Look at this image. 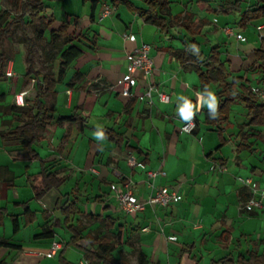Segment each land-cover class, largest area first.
<instances>
[{
    "label": "crops",
    "instance_id": "crops-1",
    "mask_svg": "<svg viewBox=\"0 0 264 264\" xmlns=\"http://www.w3.org/2000/svg\"><path fill=\"white\" fill-rule=\"evenodd\" d=\"M129 1L138 8L147 9L142 0ZM182 1H179L177 11L172 6V12L181 18L194 15L193 21L201 26L195 40L206 37L204 43H199L200 51L208 56L210 46L212 49L218 47L221 59L230 66L233 77H243L252 88L261 87L264 65L261 68H258L260 62L254 67L251 65L254 51L262 45L264 28L260 30L259 27H264V22L257 25L260 40L249 43L246 32H249L251 23L244 27L242 20L250 8L260 2L264 5V0H241L240 12L230 10L229 5L238 0H197L192 9ZM112 2L111 15L103 17L104 4L99 12L101 3L97 2L90 15L78 17L71 27L86 36L83 40L87 46L85 53L66 69L55 93L44 98L55 119L41 132L43 140L37 147L39 159H31L18 141L3 140V132L21 123L15 120L14 115L0 113V228L4 227L0 241L8 240L26 248L0 247V263L39 264L43 258H62L70 264H100L87 253V250L97 249V244H89L94 237H105L114 242L116 259H128L127 256L135 251L138 258L139 253L144 252L149 264H211L213 260L229 255L236 260L241 256L243 260L239 264H248L249 255L255 259L253 264H257V260L264 261V213H248L243 209L251 194L239 180V177H252L264 190L263 134H258L259 144H254V136L247 133L252 127L247 126L249 128L246 127L239 137L242 125L248 123L249 118L246 114L245 119L233 118L232 121L231 113L226 131L228 142L217 151L221 145L217 128L205 123V112L212 110L206 101L215 96V88L209 93L203 92L194 64L182 66L174 56L176 50L185 48L184 40L190 42L194 38L178 24L163 31L147 23L128 6L117 4L115 0ZM236 22L239 26L235 25ZM225 28H234L246 41L225 35ZM128 35H134L135 40H127ZM5 43L6 40L3 50L8 62L0 80V95L6 96L3 105L33 106L37 90L35 81L28 83L26 79L27 53L10 56ZM142 43L152 46V77L145 79L138 73L132 96L123 95L120 89H110L126 72L129 54ZM60 63L56 62L53 69L56 79ZM7 72L13 76H7ZM150 83L169 95L170 103L161 102L158 93L154 92L153 104L149 105L145 92ZM23 93L24 104L19 105L16 96ZM216 99L218 106L219 100ZM185 101L192 105L194 115L191 119L196 122L192 133L182 131V126L191 120H183L178 111ZM74 114L87 120L82 131L76 122L57 123L60 118ZM252 129L261 132L264 127ZM110 130L123 135L124 139L115 141L102 135L103 131ZM244 136H250L248 141L243 139ZM247 143L252 144V150L242 149L241 146ZM231 144L229 158L223 152ZM131 152L141 167L129 165L127 159ZM219 162L226 164L227 172L211 169ZM43 165L49 166L57 178H64L66 182L59 190L51 191L39 201L35 199V187L41 184ZM3 170H6L4 179L1 178ZM152 171L158 172L155 179L148 177ZM126 182H131L133 193L143 199L155 195L161 187L173 186L179 190L180 200L167 208L156 207L126 216L121 212L111 188L113 184L124 187ZM88 201L89 207L82 204H88ZM32 202L37 205L35 209ZM22 203H28L35 213L32 223H27ZM67 203H75L80 210L70 217L69 224L85 228L77 245H67L72 234L61 213V207ZM96 216L111 219L114 227L110 230L107 227L109 221L106 225L96 220ZM15 217L20 224L16 233L13 227ZM80 217L99 224L103 232H90ZM10 221L14 236L23 238L19 243H13V239L7 237ZM36 224L41 228L37 233L34 231L27 235L23 232ZM44 227H52L55 236L38 239L36 236L43 232ZM145 228L149 231H143ZM63 233L66 244L61 239ZM119 233L124 239L134 235L138 240L137 246L129 240L119 245L113 236ZM57 241L65 244L63 249L54 258H47L45 254ZM69 254L77 259L71 260ZM90 258L94 262L87 261Z\"/></svg>",
    "mask_w": 264,
    "mask_h": 264
},
{
    "label": "trees",
    "instance_id": "trees-1",
    "mask_svg": "<svg viewBox=\"0 0 264 264\" xmlns=\"http://www.w3.org/2000/svg\"><path fill=\"white\" fill-rule=\"evenodd\" d=\"M142 1L147 5V9L134 6L129 0H115V3L128 6L130 10L144 18L147 23L155 25L163 31H168L170 28H173L174 24H178L188 35L194 38L190 42L184 40L185 48L176 50L174 56L182 66H186L188 63L194 64L203 92L209 93L212 88H215V96L219 100L218 106L215 112H213V109L205 112V123L217 128L221 138V145L217 151L228 142L226 139V131L230 124L232 108L236 104L243 103L246 106L248 110L247 117L249 118L247 126L250 128L264 127V101L253 92L252 87L245 82L243 77H233L230 66L221 59L219 48H213L209 56H201L200 45L195 40V37L200 33L201 26L193 21L194 15L188 14L186 18L174 15L172 12V0ZM9 3L15 8V12L12 10H3L0 12V80H2L8 62V56L3 50L4 41L8 37L13 36L17 29H21L25 37L24 39L28 44L26 79L28 83L35 81L37 97L33 106L21 107L17 105L4 106L3 104L6 100V96L0 95V113L3 115H14L15 120L21 123L20 126L8 132H3L1 137L4 141H18L22 145L23 151L28 154L31 159L36 160L40 157L37 147H40V143L43 140L41 132L44 131L47 126L51 125L55 119L52 111L45 105L44 98L49 94L55 93V87L60 79L64 77L66 69L85 53V42L83 39H86V36L81 32L77 33L75 27L72 30V25L70 23L57 26L54 15H48L41 10L45 5L44 0H9ZM96 3L97 0H93L92 10L95 9ZM198 3H201V1ZM204 5L205 4H202V6ZM229 5L231 6L230 10L240 12L243 4L241 0H238L229 3ZM30 6L32 8H30ZM31 9L34 11H31ZM247 13L250 14V16H248ZM247 13L242 20L244 27L252 21L264 17V5H261L260 2L250 8ZM29 24L35 26L37 40L44 39L46 32L50 31V42L49 48L46 50V59L51 69L45 74H42L35 67V61L33 59V39L28 37L27 31ZM92 42L94 41L92 40ZM261 42V48L254 51V62L251 67H254L259 62L261 65L258 68L264 65V37L261 38ZM58 56H60L62 61L59 67V75L56 79L52 68ZM64 121L78 123L81 131L84 129L87 122L85 118H81L78 114L60 118L57 123L60 124ZM102 135L115 141H122L124 139L123 135H119L111 130L103 131ZM248 137L243 139L248 141ZM241 147H243L242 149L246 148L252 150L253 146L247 143ZM4 171L6 170L1 172L2 179H4ZM11 174L13 175V173ZM41 177V184L35 187V199L39 201L51 191L59 190L66 182L64 178H57V174L51 172L50 167L47 165H43ZM7 181L10 182L11 180L7 179ZM20 205L25 208L27 223H32L35 219V213L31 211L28 203H22ZM61 210L62 216L64 217L63 222L65 225H68L67 228L72 234V238L67 245H77L83 238L82 235L85 228L82 225H70L69 222L70 217L79 213L80 210L75 203H67L61 207ZM95 219L103 221L106 225L107 221H109L107 227L110 230L114 227V221L111 219H103L100 216H96ZM13 227L15 233L20 230V224L16 217L13 218ZM54 236L55 230L52 227H44L43 232L36 237L38 239H50ZM89 244H97V249L95 251L87 250V253L90 257H94L100 264H132L126 258L116 259L113 255L116 245L105 237L91 238ZM0 247L21 250L26 249L22 246L11 244L8 240L0 241ZM242 260L243 258L241 256L236 260L229 255L220 260H213L211 264H239ZM60 262L61 264H70V262L62 258ZM0 264H4V262ZM137 264H149V260L144 252L139 253ZM257 264H264V261L257 260Z\"/></svg>",
    "mask_w": 264,
    "mask_h": 264
},
{
    "label": "rangeland",
    "instance_id": "rangeland-1",
    "mask_svg": "<svg viewBox=\"0 0 264 264\" xmlns=\"http://www.w3.org/2000/svg\"><path fill=\"white\" fill-rule=\"evenodd\" d=\"M23 1H29V0H23ZM179 1H182V0H172V2H173L172 6H173L175 11L178 10L177 6L180 5ZM97 2L101 3V5L99 7V10H98L99 12L102 9V4H104V10L102 12L103 14L107 10V8H111V5L114 4L112 2V0H97ZM183 2L185 3L186 6H191L190 9H192V7L195 5V3H197V0H184V1H182V3ZM44 4L46 6L42 7V9H41L42 12H45L48 15H50V14L54 15V17L56 19V22H57L56 23L57 26H60V25H62L64 23H71L72 26H74L75 20L78 17H82V16H85L87 14L90 15V13L92 11L93 0H86V1H84V0H44ZM0 7H1L0 8V12L3 11V10H12L13 12H15V8L9 3V0H0ZM30 8H32V7L30 6ZM218 9H220L219 6H218ZM31 11H34V10L31 9ZM211 22L214 24L213 20ZM261 22H264V19L261 20V21L256 20V21H252L251 22L250 27H249L250 30H249V32H246V38L249 40V43H253L255 41L260 40L259 39V37H260L259 35L260 34L256 30H257V25L259 23H261ZM235 25L239 26V22H236ZM35 29L36 28H35L34 25H32V24L28 25V27H27L28 37L33 39V59L35 61L36 68L41 73L45 74L46 72H48L51 69V67H49L48 61L46 59V50L49 48V42H50V31L46 32V36H45L44 39L37 40L36 39V34H35ZM216 32L218 33L219 30H217ZM262 34L264 35V32H262ZM24 38L25 37H24V34H23L22 30L21 29H17L13 36L8 37L6 39L5 48L8 51V53L10 54V56L16 57L17 54L21 55L23 53H25V55H26L28 44H27V42H26V40ZM205 40H206V37H200L197 42L198 43H204ZM85 46H87V45L85 44ZM203 46H206V44H203ZM211 49H212V46H210L207 49V51H208L207 53L208 54L211 51ZM200 54H201V56H207V55H205L202 52ZM25 58H26V56H25ZM58 61L59 62L62 61L60 56L56 57V60L53 63L52 70L54 69V66H55L56 62H58ZM261 74H262V72L260 73V75ZM250 76H251L250 77L251 81H253V75L251 74ZM233 110L235 112L234 111L232 112V121H233V118H236V119L237 118H243V119H245L244 117H245V115L248 112L246 106L243 103L236 104L233 107ZM246 127H247V123L242 125V127H241V129L239 131V134H238L239 137L242 136L243 131H244V129H246ZM247 128H249V127H247ZM257 130L258 129H249L247 131L248 134L250 133V134H252L254 136V138H255L254 144L255 143L259 144L257 142L258 138H259L258 134H260V135L263 134L262 137H264V129H262L263 131H261V132L257 131ZM231 151H232V144L230 146L226 147V149L223 152V155H225L226 157L230 158L231 154H232ZM127 162H128V159H127ZM211 169L213 171L227 172L228 167L226 166V164H224L222 162H219V163H215L211 167ZM240 178H242V177H239V180H240ZM87 203L88 204H86L84 202L82 204L83 205H87V207H89L90 202L88 201ZM36 207H37V205L34 202L32 204V208L35 209ZM80 218H82V217H80ZM82 220L86 224V226L88 227L90 232L95 233V234H101L103 232V230L99 227V224L86 221L85 218H82ZM9 225H10V227H9V230H8V233H7V235H8L7 237L13 239V243H14V241H15V243H19L18 241H21L23 238L21 239L19 236H14L12 222ZM40 229H39V226L36 224L35 227L34 226L33 227H28L27 229L23 230V232L25 231V234L28 235V233H30V232L33 233L34 231H35V233H37L38 230L40 231ZM3 231H4V227H1L0 228V233H3ZM135 233H137V232H135ZM121 235L122 234H120V233L118 235L117 234L113 235L115 237V239L117 240V243L119 245H123L125 243V240H129L130 242L136 244V246H137L138 240L136 239V237L134 235L130 236L129 234H127L126 235L127 237L130 236L127 239H126V237L124 239ZM62 236L63 237H61V239L66 244V238L64 237L65 236L64 233L62 234ZM127 257L132 263L136 264L137 261H138L136 251L135 252H131L129 254V256H127ZM249 257H250V259H248V261H247L248 264H253L255 262V259L251 255H249ZM69 258H71V260L77 259L76 256L74 257V255H70V254H69ZM87 261H89V262L91 261L92 262L93 259L90 258L89 260L87 259ZM39 264H60V258H56V259H53V260H48V259L43 258Z\"/></svg>",
    "mask_w": 264,
    "mask_h": 264
},
{
    "label": "built area",
    "instance_id": "built-area-1",
    "mask_svg": "<svg viewBox=\"0 0 264 264\" xmlns=\"http://www.w3.org/2000/svg\"><path fill=\"white\" fill-rule=\"evenodd\" d=\"M113 8H107L104 12L103 17L111 15ZM264 27H259L263 29ZM224 32L226 35L237 36L240 41H246V38L241 34L235 32L234 28H225ZM127 40H135L134 35H128ZM152 46L147 43H142L140 46L136 47L129 54V63L127 70L120 78L116 84L111 85L109 88L112 90L120 89L121 93L125 96H132L133 89L137 85L138 77L137 74L140 73L145 79L152 77L154 73V61L151 57ZM7 76L12 77L11 72H7ZM253 92L257 94L260 98L264 99V81L261 87H253ZM157 92L159 100L163 103H170L171 99L169 95L164 92H160L155 85L150 83L146 89L145 97L149 105L153 104V93ZM16 102L19 105L24 104V93L16 96ZM196 129V122L191 119L188 123L182 126V131L186 133H192ZM129 165L133 168L141 167L135 155L131 152L128 157ZM158 172L152 171L148 173L150 179H155ZM241 183L250 189V198L244 203L243 209L250 213L256 211H262L264 213V190L261 189L258 182H256L252 177L250 178H240ZM114 192L118 205L121 212L126 215H134L141 212H145L148 209H153L156 207L167 208L173 204H176L180 200L179 190L173 186L161 187L157 190L156 194L148 197L146 199L137 197L132 190L131 182H126L124 187H118L116 184L111 186ZM143 231H149V228H145ZM176 240V237H173ZM64 247L62 242H54L48 252L45 254L47 258H54L57 253Z\"/></svg>",
    "mask_w": 264,
    "mask_h": 264
},
{
    "label": "clouds",
    "instance_id": "clouds-1",
    "mask_svg": "<svg viewBox=\"0 0 264 264\" xmlns=\"http://www.w3.org/2000/svg\"><path fill=\"white\" fill-rule=\"evenodd\" d=\"M206 103L208 104L209 108L213 109V112H215V109L217 106L216 97L215 96L209 97ZM178 111H179L180 117L183 120H190L194 115L193 110H192V105L188 103L187 101H185V103L179 107Z\"/></svg>",
    "mask_w": 264,
    "mask_h": 264
}]
</instances>
